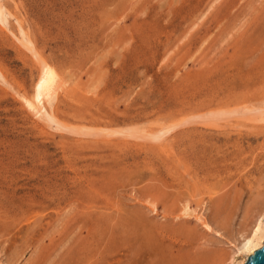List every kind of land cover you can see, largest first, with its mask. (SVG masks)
<instances>
[{
  "label": "rangeland",
  "instance_id": "rangeland-1",
  "mask_svg": "<svg viewBox=\"0 0 264 264\" xmlns=\"http://www.w3.org/2000/svg\"><path fill=\"white\" fill-rule=\"evenodd\" d=\"M1 2L0 264H227L264 196V123L191 122L157 141L105 128L153 133L261 100L264 0ZM42 61L64 82L54 114L89 135L19 99Z\"/></svg>",
  "mask_w": 264,
  "mask_h": 264
},
{
  "label": "bare ground",
  "instance_id": "bare-ground-1",
  "mask_svg": "<svg viewBox=\"0 0 264 264\" xmlns=\"http://www.w3.org/2000/svg\"><path fill=\"white\" fill-rule=\"evenodd\" d=\"M8 15L11 16L10 12L0 0V22L3 26H6L8 24L7 23ZM19 32L21 35L19 41L22 42L24 46L32 50L33 44L31 43L29 37L27 36L26 34L27 32L24 31V29L20 26V24H19ZM36 74L37 76L36 78H34L35 81L33 82L34 85H31V87H33L31 93H20L19 91L17 92L19 99L22 101L23 105L28 109V112L30 111L34 116L45 121L51 128H54L57 130H65V131L66 129H68L70 133H74L73 131H75V134L81 133L82 135L83 133H86L89 135L91 133L90 130H93L94 127L93 129H90L89 127H84V126L83 127H79V126L73 127V125H71L72 127L70 126L67 127V125L61 122L54 114L53 103L55 99L57 98L58 90L62 87L64 83L61 79L60 74L57 72L56 68L49 62L42 61L39 64L38 73ZM5 78L6 77L4 76V74L0 71V80H2V82H5L4 84H6V82L8 81V80L6 81ZM261 98L262 97H260V99ZM263 98L259 101L256 99L257 102L255 103H252V101H248V100L246 101L241 100V102H239V100L238 101L236 100L238 103L231 101L230 103L228 102L227 104H221L219 103L220 100L217 99L219 100L218 102L219 104L217 105H212L210 103L206 104V106L203 107L199 112L194 113L191 116L188 115V117L185 116L182 120L178 122H175L172 124L169 123L168 125H162L160 129H157V131L156 132L154 131L153 133L151 132L146 133L142 125H138V124L137 125L131 124L129 126H124L120 128L117 127V128H111V129L105 128V129L108 130L107 132L108 135L109 134H114V135L120 134L124 137H136V138L137 137L139 138L148 137L151 140L155 139V141H157L160 139L162 140L175 127L181 124L186 125V123H191V122L199 124L202 128L203 127L220 128V126L225 125L223 123H227V122L231 123L234 120H239V121L248 120L254 123H257V122L264 123V99ZM212 99L213 98H211V100ZM224 100H227V99H224ZM214 102H216V100ZM237 124H235V126ZM237 126L236 128H239ZM96 129L97 127H95L94 130ZM101 129H100V132L104 130V128L103 130ZM95 133H97V131ZM95 133L94 135L96 136ZM188 202L189 201H187V203ZM187 203L184 204V214H189L188 210L193 211V209L192 210L191 208L189 209V206ZM254 212L255 214L253 215V217H251L252 219H250V222L246 224L247 226H245L243 230L239 231L237 233V237L232 242H230L229 249H228L229 252L225 259L227 264H244L247 258L256 249L262 246L263 241H264V196L262 199H260L259 204ZM190 213L193 214L192 212ZM203 224L207 228L212 229L210 225L207 224L206 222H204Z\"/></svg>",
  "mask_w": 264,
  "mask_h": 264
},
{
  "label": "water",
  "instance_id": "water-1",
  "mask_svg": "<svg viewBox=\"0 0 264 264\" xmlns=\"http://www.w3.org/2000/svg\"><path fill=\"white\" fill-rule=\"evenodd\" d=\"M244 264H264V241L260 248L256 249Z\"/></svg>",
  "mask_w": 264,
  "mask_h": 264
}]
</instances>
